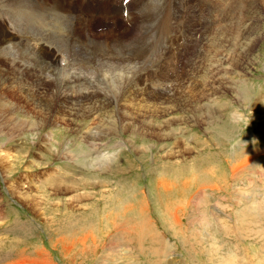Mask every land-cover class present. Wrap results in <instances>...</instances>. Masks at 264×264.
<instances>
[{
	"label": "rangeland",
	"instance_id": "1",
	"mask_svg": "<svg viewBox=\"0 0 264 264\" xmlns=\"http://www.w3.org/2000/svg\"><path fill=\"white\" fill-rule=\"evenodd\" d=\"M61 1L71 8L69 0ZM195 2L89 1L81 15L89 24L86 30L70 31L67 16L59 13L70 35L62 40L58 29L49 30L44 38L53 45L49 43L48 51L47 46L29 50L17 42L21 35L37 33L44 39L48 19L55 16L52 11L42 15L47 16L43 29L20 11L12 27L17 9L6 6L0 11V51L6 49L0 54V264H264V0L258 5L250 0L245 17L248 0H203L206 6L218 4L211 12L212 25ZM168 9L175 18L161 25L159 18ZM203 20L210 29L201 36L198 59L191 65L197 47L191 42ZM142 22L149 23L132 41L130 34ZM91 33H96L97 53L114 58L109 69L103 65L90 75L84 70L95 79L93 84L131 75L140 77V88L151 103L175 102L179 98L150 96L143 80L170 86L189 71L188 83L181 76L167 90L173 94L186 88L190 99L182 101L187 112L154 118L146 128L154 133H112L115 101L106 104L96 93L99 99L92 96L83 104L69 96L78 91L64 87L73 76L79 77L75 85L82 83L85 75L74 54L77 46L86 55L94 49L88 45L94 41L84 48L81 41ZM114 41L128 44L126 55L107 46ZM65 46L73 47L72 52ZM60 47L62 56L55 62L51 53ZM28 50L49 72L32 71L19 61H26ZM38 75L46 79L37 81ZM46 86L54 90L47 92ZM117 100L121 105V97ZM82 108L89 112L84 118L67 113L81 115ZM60 110L66 114L65 124L40 126L44 117ZM18 115L35 122L23 135L21 125L13 130L16 126L8 121ZM103 116L108 119L101 120ZM170 118L175 120L166 124ZM143 120L138 119V129ZM85 126L98 128L95 133L103 140L93 149L82 143ZM51 133L52 146L44 149L42 142ZM68 142L73 159L60 152H67L61 146ZM94 153L112 155L115 163L96 166L91 162ZM160 177L166 179L162 184ZM173 210L175 222L170 219Z\"/></svg>",
	"mask_w": 264,
	"mask_h": 264
},
{
	"label": "bare ground",
	"instance_id": "2",
	"mask_svg": "<svg viewBox=\"0 0 264 264\" xmlns=\"http://www.w3.org/2000/svg\"><path fill=\"white\" fill-rule=\"evenodd\" d=\"M70 2L67 3V6L70 4V7H65L63 6V1L61 0H56L54 1L53 5L50 4V0H4V1H0V11L3 12L2 9L6 8V6H9L10 8H13V9H17V17H13L11 20H10V23L13 27V23H14V19L15 18H18V15L20 13H25V14H28L29 18H33V22H36L37 24H41V29H43V25L44 22H47L46 20V17L47 16H42L44 14H48L50 13L51 11L53 12V14L55 16H52V19H48V22L46 24V27H47V31L46 32H43L44 36L43 38L47 37V32L51 29H58V33L57 34V38H61L62 40H65V38L67 36L70 35L69 33V30L67 28V25L65 23H63V21L61 22V19H60V14L61 12H64V16L66 15L67 17H64L67 19L68 21V25L71 27L70 28V31L72 32H77L78 29H81V28H87L86 26H89L86 25L85 23H83V17L81 18V15L85 16L86 14V11L83 9V6L87 3L92 2V1H97V0H69ZM223 1V0H222ZM73 2H76L75 4ZM152 4V3H151ZM171 4V3H170ZM110 5V4H108ZM88 6V5H87ZM73 8H76L77 12H75V10L72 9ZM109 7V6H108ZM154 7V6H153ZM65 8V11H63ZM140 8V7H139ZM143 8V7H141ZM89 9V8H88ZM170 9V8H169ZM168 10H166V16L165 18H159L160 20V24H165L167 22V20H172L175 18L174 16H172L173 14H171V12ZM110 10V9H109ZM171 10V9H170ZM20 11V13H19ZM79 11V12H78ZM97 11V10H96ZM141 11V10H140ZM143 11V10H142ZM81 12V13H80ZM108 12V11H107ZM177 12V11H175ZM85 13V14H84ZM91 13V12H90ZM95 13V12H94ZM98 13V12H97ZM203 13V12H202ZM62 14V13H61ZM199 14L201 15V11L199 12ZM63 15V14H62ZM113 15V14H112ZM24 16V14H23ZM31 16V17H30ZM57 16V17H56ZM108 16V15H107ZM115 16V15H114ZM20 17V16H19ZM26 17V16H24ZM26 17L25 18V22H27V24H30L29 23V18ZM174 17V18H172ZM63 18V17H61ZM88 18V17H87ZM20 19V18H19ZM86 19V18H85ZM92 19V18H91ZM94 19V18H93ZM46 20V21H45ZM90 19H88V22ZM106 20H107V17H106ZM19 21V20H18ZM53 21H56L58 26L56 28H52V25L54 24ZM73 21H75V25L72 27V24H73ZM169 22V21H168ZM161 24V25H162ZM8 25V23H7ZM24 25V24H23ZM98 25V24H97ZM167 25V24H166ZM31 26H35V24H31ZM38 26V25H37ZM95 26V25H94ZM160 26V25H159ZM76 28V29H74ZM160 29V28H159ZM14 30L15 32L19 33L17 30V28L14 27ZM86 30V29H85ZM161 30V29H160ZM22 33V31H20ZM24 32V31H23ZM41 32V31H40ZM53 31H51L52 33ZM26 33V32H25ZM42 33V32H41ZM29 34V33H28ZM93 34H96V33H93ZM91 35V37L88 36V39H92V40H86V39H83L81 40L83 42V48H84V45L86 44L87 41H94L95 40V37L96 35ZM27 35V34H26ZM25 35V36H26ZM51 35H54L51 34ZM55 36V35H54ZM50 37V36H49ZM102 37V35H101ZM42 39L41 36H40V33L35 36H32V37H24L23 35H21L19 37V40H18V44H24L26 46L25 49H35L38 48L40 49L41 47L44 49L46 46L47 48V51L48 49L50 50V44L53 45V43L49 42L47 39ZM53 37H51L52 39ZM56 38V37H55ZM107 38V37H106ZM60 39V40H61ZM70 39V38H69ZM14 40V39H13ZM9 42V41H8ZM98 42V41H97ZM104 42V41H103ZM50 43V44H49ZM66 44H68L67 41H65ZM129 43V42H128ZM101 44V43H100ZM106 44V43H105ZM88 45H91L93 46L94 49L91 50V52L86 55L83 50L77 46L80 50H78L74 55H76L74 59H76L77 61V66L78 67H81L80 69V74H84V70L90 74H95L93 72L94 69L98 68V67H101L103 65H105V68L106 69H109V64L113 63L114 62V58L113 56L109 55V54H103L102 57L101 55H99L97 53V45L95 44V41L93 43H90ZM128 44H125V43H119L117 41H114V42H111L110 44H108L107 46L110 47V48H113V50L121 55V56H124L126 55L125 54V49H127ZM6 46V45H5ZM72 46V45H71ZM1 47V46H0ZM11 47V46H10ZM102 47V46H101ZM144 47V46H143ZM5 48V47H4ZM12 48V47H11ZM17 48V47H16ZM73 48V47H72ZM72 48H67L66 46L64 47V49L67 51H70L72 52ZM52 49V48H51ZM62 47H60L57 51L55 52H52V58L53 60H55V62H59V58L62 56ZM1 50V49H0ZM17 50V49H16ZM28 50V53L26 55V61L23 60V58H20L19 61H21L24 65L27 64L29 65V69H31L32 71H37V72H49L47 70V67H46V64L45 62L43 61H39L37 58H35V56H33L32 53H30V51ZM42 50V49H41ZM144 50V49H143ZM6 53V49L4 51H0V54ZM18 53V52H17ZM64 53V52H63ZM82 53V55H81ZM141 54V52H139ZM144 53V52H143ZM20 54V53H19ZM36 53H34L35 55ZM148 54V53H147ZM29 55V57H28ZM38 56V55H37ZM148 56V55H147ZM31 58V59H30ZM132 58V57H131ZM134 58V57H133ZM142 58V57H141ZM144 58V56H143ZM8 59V58H7ZM58 59V60H57ZM137 59V58H136ZM212 59V58H211ZM6 60V59H5ZM11 60V59H9ZM52 60V59H51ZM57 60V61H56ZM147 60V59H146ZM145 61V60H143ZM212 61V60H211ZM18 62V60H17ZM124 62V61H123ZM12 64L13 61H11ZM21 63V64H22ZM126 63V62H125ZM146 63V62H145ZM144 63V64H145ZM165 63V62H164ZM94 64H97V66H94ZM31 65V66H30ZM67 65V64H66ZM65 65V66H66ZM76 65V64H75ZM116 65V64H115ZM142 65V64H141ZM22 66V65H21ZM26 66V65H25ZM135 66V65H134ZM133 66V67H134ZM147 66V65H146ZM163 66V65H162ZM68 68V67H67ZM67 68L63 67V69L67 70ZM143 68V67H142ZM147 69V67H145ZM28 69V67H27ZM62 69V68H61ZM100 69V68H99ZM139 69V68H138ZM137 69V70H138ZM50 70V69H49ZM53 70V69H52ZM144 70V69H142ZM152 70V69H150ZM159 70V69H158ZM101 71V69H100ZM108 71V70H107ZM136 71V70H135ZM160 71V70H159ZM158 71V72H159ZM58 72V71H57ZM103 72V71H102ZM145 72V71H144ZM153 73V71H151ZM168 72V71H167ZM9 73V72H8ZM56 73V72H55ZM67 73H68V70H67ZM75 73V72H74ZM86 73V74H87ZM134 73V72H132ZM139 73V72H137ZM142 73V72H141ZM149 73V72H148ZM147 73V74H148ZM161 73V72H159ZM158 73V74H159ZM64 74V73H63ZM99 74V73H98ZM136 74V73H135ZM140 74V73H139ZM146 74V75H147ZM150 74V73H149ZM167 74V73H166ZM170 74V73H169ZM172 74V73H171ZM25 75H28V73H25ZM46 75V74H45ZM44 75V76H45ZM55 75V74H54ZM89 75H85V76H82L81 77V80H82V83L79 85H75V82L77 81V79H79V77H75L73 76L72 79L73 81L71 82V80H69L67 82V85L65 83L62 82V84H65V89H69V90H76L78 91L76 94H71L69 95L71 98H73L74 100H78L79 102L83 103V104H87V103H84L85 101H89L90 102V97L92 96H95L96 93H99V94H102V95H99V96H102L101 100L102 102H105L106 104H108L111 100L115 101L116 102V106H115V111H114V119H113V122L112 123H109V127L112 129V133H119V134H126V135H131V136H136V133H138V131L142 134H146V133H151V131H148L147 128V124L149 123L150 126H153L154 124V118H158L159 116H167L168 115L170 116L171 113H173L174 111H180L181 113H185L187 112L186 109H184V105H185V102H183L182 100H188L190 99L189 97H186V88H184L185 90L182 91V92H178V91H175L176 93V97H174L175 93H171V94H168L167 93V90H169V87L172 86H164L162 83H160L159 81H152L149 83L145 82L144 81V86L145 88L147 89V92L150 94V96H152L153 98H156V99H164V98H171L173 100H175L176 98H179L178 100H176L175 102H162L160 104H154V103H151L150 102V98H149V95L146 94L141 88H140V85H139V79L140 77H138V79H132V76L130 75V78L128 80H117V81H112L111 79H106L104 80L102 83H100V81L96 84H93L91 81L95 80L94 78H90ZM134 75V74H133ZM153 75V74H152ZM155 75V74H154ZM153 75V76H154ZM21 75V77H24ZM41 77L38 75V80L37 81H43L41 78H45L46 77ZM58 76V75H57ZM55 76V77H57ZM78 76V75H77ZM81 76V75H80ZM144 76V75H143ZM151 76V77H153ZM171 76V75H170ZM55 77L53 79H55ZM105 77V76H104ZM103 77V78H104ZM126 77V76H124ZM141 77H142V74H141ZM147 77V76H146ZM168 77V76H167ZM174 77V75H173ZM58 78V77H57ZM115 78V77H114ZM149 77H147L148 79ZM157 78V77H156ZM16 79V78H15ZM168 79V78H167ZM11 80V79H10ZM56 80V79H55ZM65 80V79H64ZM15 81V80H14ZM57 81V80H56ZM163 81V80H162ZM170 81V80H168ZM40 83V82H39ZM166 83V81L164 82ZM181 84V83H180ZM84 85V87H83ZM179 85V84H178ZM182 85V84H181ZM182 87V86H181ZM94 88V89H93ZM178 88V87H177ZM189 88V87H188ZM171 89V88H170ZM179 89V88H178ZM21 89H19L20 91ZM191 90V89H190ZM174 91V89H173ZM68 92V91H67ZM9 93V92H8ZM80 93V94H78ZM21 95V94H20ZM118 96V97H116ZM141 96V97H140ZM121 97V105H118V100ZM95 99H99L98 97L95 96ZM178 101V102H177ZM189 103V102H188ZM4 105L3 104H0V112L2 113L1 111V107H3ZM188 106V105H187ZM13 112L11 113V115L9 117H12L14 115V109L13 108H10ZM81 110L80 112L83 113L81 115H78L77 113H73L72 111V114L71 112H67V113H70V116H73L74 118H84L86 117L89 112L88 111H85L83 108L82 109H79ZM92 110V109H90ZM22 111V110H21ZM23 112V111H22ZM9 111L6 113L8 114ZM16 114V112H15ZM188 115V114H187ZM66 114L64 113L63 110H60V111H57L55 113V115H50L48 117H44L42 120H41V124L40 126L45 128L51 124H55V125H61V124H65V118ZM92 118H93V115H91ZM98 116V115H97ZM97 116H95L94 118L97 119ZM22 115H18V117L16 116L14 120H11V118H8V121L11 125L13 126H16V128H12L13 130H17L19 129V126L21 125L22 126V132H21V135H23L25 133V129H31V127L35 124V122H33L32 120H28V119H24V118H21ZM25 117V116H24ZM55 117V118H54ZM143 118L144 120L142 121L141 123V127L138 129V126H136V124L138 123V119L140 118ZM21 118V119H20ZM100 118V116L98 117V119ZM103 118H106L108 119L107 116H103L101 118V120ZM165 118V117H164ZM3 120V119H2ZM100 120V121H101ZM175 119L174 118H170L169 120L167 119L166 121V124H169L170 121H174ZM90 121H93V119ZM111 122V121H110ZM61 123V124H59ZM165 124V123H164ZM54 125V126H55ZM67 125V124H66ZM160 125V124H159ZM86 127V126H85ZM92 127V126H91ZM86 127V131L83 132L82 134V143H86L88 144V146H90V148H95L96 144L95 143H99L100 141H103L100 136L98 135V133H95V131L98 130V128H95V127ZM21 129V127H20ZM48 129V128H47ZM10 130V129H9ZM105 130V128H104ZM94 131V133H93ZM110 131V130H109ZM4 132H5V129H4ZM11 132V131H10ZM27 132V131H26ZM105 132V131H104ZM153 132V131H152ZM154 133V132H153ZM17 134V132H16ZM141 134V135H142ZM11 135V134H10ZM9 135V137H10ZM108 136V135H107ZM8 138V136H7ZM12 139H13V136H12ZM16 139V138H15ZM129 139V138H128ZM54 141V138H53V134L51 133V135H47L45 140L42 142L43 143V148L44 149H47V148H50L52 145V142ZM71 143V142H68L65 144H63L64 146H61V149H67V152H63L62 150H60L61 154H63V156L65 157L66 156H69V157H72L71 159H73L74 156H72V154L69 153V149L68 148V144ZM131 143V142H130ZM60 145V144H59ZM95 145V146H94ZM11 146V145H10ZM76 147V146H75ZM58 152V153H60ZM71 152V151H70ZM60 154V155H61ZM95 155L93 156V160L91 161L92 163H95L96 166H100L102 164L104 165H107L108 162L109 164L110 163H113L114 162V157L112 155L110 156H103V158L99 157L98 154L94 153ZM97 157V158H96ZM96 158V160H94ZM90 161V160H88ZM89 163V162H87ZM91 163V164H92ZM115 163V162H114ZM106 167V166H105ZM110 168V167H109ZM102 169V168H101ZM159 184H162L163 181H166L165 178L163 177H160L159 178ZM180 183V182H177V184ZM180 186H181V183H180ZM185 186V185H184ZM181 189V188H180ZM181 192V190H180ZM181 203V202H180ZM172 213V216L170 217V219H174L173 222L177 221L176 219V212L173 210L171 211ZM41 253V252H40ZM39 251H38V256H39Z\"/></svg>",
	"mask_w": 264,
	"mask_h": 264
}]
</instances>
